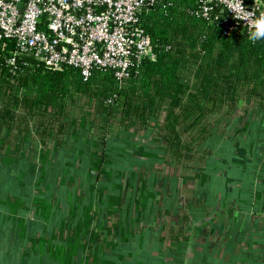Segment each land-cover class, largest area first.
<instances>
[{"label": "trees", "instance_id": "trees-1", "mask_svg": "<svg viewBox=\"0 0 264 264\" xmlns=\"http://www.w3.org/2000/svg\"><path fill=\"white\" fill-rule=\"evenodd\" d=\"M201 1L158 0L143 8L156 59H145L122 84L111 71L86 79L79 69H49L34 57L12 66L13 44L0 49L2 178L12 180L7 171L18 166L30 169L32 180L36 149L47 167L65 151L75 167L84 166V156L102 167L112 161L108 141L115 140L148 150L146 160L122 150L141 181L167 179L166 170L199 180L223 123L250 108L264 120V41L247 31L224 35L223 8L213 5L207 18Z\"/></svg>", "mask_w": 264, "mask_h": 264}, {"label": "crops", "instance_id": "crops-1", "mask_svg": "<svg viewBox=\"0 0 264 264\" xmlns=\"http://www.w3.org/2000/svg\"><path fill=\"white\" fill-rule=\"evenodd\" d=\"M222 126L218 159L199 180L166 170L167 179L137 176L125 188L54 172L50 180L52 167H36L32 180L30 169H9L12 180L0 175V264H264V120L250 108Z\"/></svg>", "mask_w": 264, "mask_h": 264}, {"label": "built area", "instance_id": "built-area-1", "mask_svg": "<svg viewBox=\"0 0 264 264\" xmlns=\"http://www.w3.org/2000/svg\"><path fill=\"white\" fill-rule=\"evenodd\" d=\"M158 0H0V49L8 64L34 57L53 70L73 67L87 79L111 71L119 84L145 60H155L140 14ZM209 17L223 8V34L249 32L264 41V0H202ZM219 18V16L217 17Z\"/></svg>", "mask_w": 264, "mask_h": 264}, {"label": "rangeland", "instance_id": "rangeland-1", "mask_svg": "<svg viewBox=\"0 0 264 264\" xmlns=\"http://www.w3.org/2000/svg\"><path fill=\"white\" fill-rule=\"evenodd\" d=\"M231 124V123H229ZM228 124V125H229ZM240 124L235 125V130L233 131L232 129L229 130V134L232 135V131L233 133L238 129L237 127H239ZM110 144H112L110 147H113V150L111 152L108 153V155H111L112 161L110 162H105L102 164V167L96 165L99 164V162L94 163L93 161H91L92 156H84V159H82V161L84 162V166H74V164H71L72 160H69L66 156V151L62 152L59 155V158H57V160L52 161V163H57L58 161V165L55 166V164L52 167L53 169H51L52 171H49L48 175H51V177L49 178L50 180H52L53 177V172L57 175L63 176V177H67L68 180H72V182H80V181H85V180H100L98 179L97 176H102V180H106V179H112V180H116L117 183H121V186L125 187L128 186L129 182H137L139 180V178H137V174L133 171V167H129L130 164H132V158H129V161L127 159L124 158L123 155L124 152L122 151L123 149H128L127 152L128 153H132V157L135 158H139V159H143L146 160L149 156L148 150H145L146 147L141 146L140 149H136V147H133L134 144L130 147V148H121L122 146L119 144L118 141L115 140H109L108 141ZM148 142V141H145ZM139 147V146H138ZM218 147H216L217 149ZM136 149V150H135ZM37 152V163L39 167H47L46 163L44 162V160H42V154H41V150L40 149H36ZM107 155V154H106ZM227 158L230 159V161L232 162V155L231 153L227 154ZM212 159L216 158V161L218 159V157L216 155H213L211 157ZM76 159H79L76 157ZM46 160V158H45ZM222 162H225L228 159H225L224 156L221 157ZM240 161V163H243L244 160L242 159H238ZM47 161V160H46ZM82 161L79 160V164H82ZM214 161V163L216 162ZM87 162H89V165L87 166ZM86 164V165H85ZM216 164V163H215ZM244 164H246L244 162ZM93 165V166H91ZM131 166V165H130ZM158 167H161L163 165H157ZM136 169L137 167L134 166ZM77 168H81L78 172V174H76L77 172H74L75 169ZM135 170V169H134ZM247 176V175H246ZM249 176V175H248ZM188 178V177H187ZM191 179V177H189ZM125 179L123 182L122 180ZM142 180V179H141ZM151 180H154V177L151 178ZM189 180V179H188ZM76 195L75 198L80 200L84 197V193L82 192V190L76 188ZM118 198V197H116ZM66 204V203H65ZM117 205V204H116ZM68 210V209H66Z\"/></svg>", "mask_w": 264, "mask_h": 264}]
</instances>
